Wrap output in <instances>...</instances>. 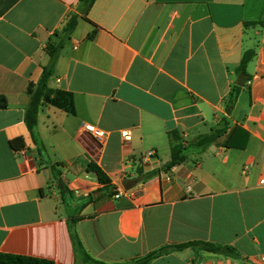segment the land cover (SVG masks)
Instances as JSON below:
<instances>
[{"label":"crops","instance_id":"crops-1","mask_svg":"<svg viewBox=\"0 0 264 264\" xmlns=\"http://www.w3.org/2000/svg\"><path fill=\"white\" fill-rule=\"evenodd\" d=\"M74 15L36 145L25 123L28 86L41 80L48 44ZM249 51L248 79L228 117L249 134L246 147L212 146L126 190L139 168L170 161L171 132L190 142L227 116ZM0 96V254L77 264L75 231L107 264L190 242L238 255L187 248L150 264H264V0H96L86 16L79 0H0ZM86 124L107 133L104 143ZM18 138L25 148L16 151ZM90 164L124 196L115 199Z\"/></svg>","mask_w":264,"mask_h":264},{"label":"trees","instance_id":"trees-1","mask_svg":"<svg viewBox=\"0 0 264 264\" xmlns=\"http://www.w3.org/2000/svg\"><path fill=\"white\" fill-rule=\"evenodd\" d=\"M96 0H79L80 11L86 16ZM78 16L74 15L70 18L67 24L64 26L61 36L58 42H50L47 46V52L50 56V61L47 66L43 68V74L41 80L37 83H31L28 86L27 93L30 97L29 106L25 114V123L33 137L36 145H41L38 140V123H39V110L42 106V102L46 96L48 90L49 79L53 75L56 63L60 56L61 51L65 47V44L71 39L72 34L75 32L78 26ZM93 37V34L90 35ZM254 57V52L249 51L245 53L242 58L241 64L238 68V73H244L246 79L247 65ZM241 87L234 86L226 103L227 116L222 117L216 126L212 127L208 133L201 134L190 142H185L180 134L176 131L169 134L171 144V158L160 170L145 172L143 168L137 170V177L126 180L125 189L128 190L137 184L151 179L156 176L160 171L168 172L174 167H177L185 163L191 155L201 154L212 146H223L225 148H236L244 149L247 144L249 134L239 126H231L228 117L231 115L234 107L238 101V97L241 91ZM7 100L4 96H0V110L6 109ZM11 147L16 150H22L25 148V144L22 138L11 141ZM54 179L57 182L58 188L61 194L68 191L67 186L62 179V172L57 169V166H52ZM89 172L96 174L98 181L103 184L111 194H115V189L111 187V180L104 173V171L95 164H90L88 167ZM90 201L93 202V196H89ZM76 222V219L73 220ZM72 238L74 241L75 252H76V263L77 264H107L100 262L92 258L83 246L80 237L74 231L72 232ZM187 248H200L201 250L226 257L235 258L237 257V251L230 246L207 243V242H190L178 246H168L151 252L150 254L133 260L131 262L123 263H112V264H150L153 260L168 254L171 251H183ZM0 264H54L49 260L37 259L27 256H19L12 254H0Z\"/></svg>","mask_w":264,"mask_h":264},{"label":"built area","instance_id":"built-area-1","mask_svg":"<svg viewBox=\"0 0 264 264\" xmlns=\"http://www.w3.org/2000/svg\"><path fill=\"white\" fill-rule=\"evenodd\" d=\"M85 132L90 135L93 139H95L97 142L99 143H104L106 137H107V133L105 131H103L102 129L91 125V124H86L85 128H84ZM125 139H129L131 137V133L130 132H125L123 134ZM154 155L153 152H150L148 154V157H152ZM247 169V168H246ZM261 185H264V178L260 181ZM125 194V190L122 188H116L115 189V194H114V198L115 199H120L122 196H124ZM261 263H264V257L261 258ZM213 264H217V263H213Z\"/></svg>","mask_w":264,"mask_h":264},{"label":"water","instance_id":"water-1","mask_svg":"<svg viewBox=\"0 0 264 264\" xmlns=\"http://www.w3.org/2000/svg\"><path fill=\"white\" fill-rule=\"evenodd\" d=\"M245 83H246V76L244 73H240L237 85L239 87H243L245 85ZM100 194H101L100 192L94 193L93 198L96 199Z\"/></svg>","mask_w":264,"mask_h":264}]
</instances>
